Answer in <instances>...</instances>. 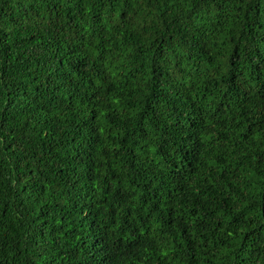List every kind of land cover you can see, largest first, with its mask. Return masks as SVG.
Returning a JSON list of instances; mask_svg holds the SVG:
<instances>
[{
  "label": "clouds",
  "instance_id": "clouds-1",
  "mask_svg": "<svg viewBox=\"0 0 264 264\" xmlns=\"http://www.w3.org/2000/svg\"><path fill=\"white\" fill-rule=\"evenodd\" d=\"M0 264H264V0H0Z\"/></svg>",
  "mask_w": 264,
  "mask_h": 264
}]
</instances>
